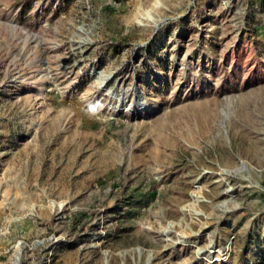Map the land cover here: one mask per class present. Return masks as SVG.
<instances>
[{"label": "rangeland", "instance_id": "rangeland-1", "mask_svg": "<svg viewBox=\"0 0 264 264\" xmlns=\"http://www.w3.org/2000/svg\"><path fill=\"white\" fill-rule=\"evenodd\" d=\"M0 264H264V0H0Z\"/></svg>", "mask_w": 264, "mask_h": 264}]
</instances>
